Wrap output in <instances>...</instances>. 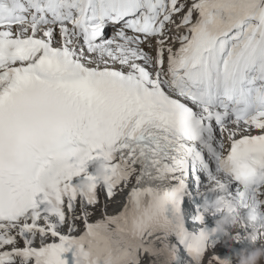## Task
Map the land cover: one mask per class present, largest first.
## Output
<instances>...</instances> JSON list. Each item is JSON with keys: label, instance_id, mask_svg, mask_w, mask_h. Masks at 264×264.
I'll return each mask as SVG.
<instances>
[{"label": "snow or ice", "instance_id": "6c2138e0", "mask_svg": "<svg viewBox=\"0 0 264 264\" xmlns=\"http://www.w3.org/2000/svg\"><path fill=\"white\" fill-rule=\"evenodd\" d=\"M173 29L186 30L175 50ZM251 130L264 132V0H0V264H178L181 249L203 264L217 234L199 209L189 229L188 177L264 219V134L236 140ZM95 161L109 176L85 191ZM133 177L127 207L88 223L98 189L113 199ZM79 201L84 234H61ZM249 227L259 241L264 226Z\"/></svg>", "mask_w": 264, "mask_h": 264}, {"label": "clouds", "instance_id": "9594fccd", "mask_svg": "<svg viewBox=\"0 0 264 264\" xmlns=\"http://www.w3.org/2000/svg\"><path fill=\"white\" fill-rule=\"evenodd\" d=\"M94 169V173L86 175L83 183L80 185L85 191L90 190L94 185L91 177H95V180L102 183L108 179L109 164L105 161H95L90 165ZM232 204V200L225 196H218L214 202L206 203L203 207L205 216H222L223 218L216 223L214 233L221 237H226L225 244H230L237 241V236H233L232 230L241 226L245 219L249 225L262 224L264 226V219H262L261 212L249 206L246 212V217L242 218L240 215H233L229 211V207ZM50 211L52 209H49ZM205 230H208L207 225L204 226ZM253 242V249L246 251L240 257V264H262L264 262V247H256V241L254 239V233L247 237ZM89 255L85 252L80 256L78 260L74 259V264H89Z\"/></svg>", "mask_w": 264, "mask_h": 264}, {"label": "bare ground", "instance_id": "6f19581e", "mask_svg": "<svg viewBox=\"0 0 264 264\" xmlns=\"http://www.w3.org/2000/svg\"><path fill=\"white\" fill-rule=\"evenodd\" d=\"M149 45H147V47H148ZM225 247H227L228 248V251H235V253L238 255V258H239V260H240V257H241V255H239L240 254V248H238L237 246H234V247H232V246H225ZM242 247V246H241ZM242 252V251H241ZM218 256V255H217ZM220 256V255H219Z\"/></svg>", "mask_w": 264, "mask_h": 264}, {"label": "rangeland", "instance_id": "374dc122", "mask_svg": "<svg viewBox=\"0 0 264 264\" xmlns=\"http://www.w3.org/2000/svg\"><path fill=\"white\" fill-rule=\"evenodd\" d=\"M242 251V252H241ZM251 251V250H250ZM243 252H244V248H243V246L242 247H240V254L239 255H242L243 254ZM215 253H216V256L218 255H220V252H218V251H215ZM217 256V257H218ZM262 264H264V262H262Z\"/></svg>", "mask_w": 264, "mask_h": 264}]
</instances>
